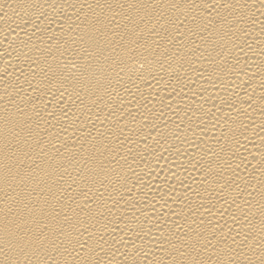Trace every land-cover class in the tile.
Listing matches in <instances>:
<instances>
[{
  "label": "bare ground",
  "instance_id": "bare-ground-1",
  "mask_svg": "<svg viewBox=\"0 0 264 264\" xmlns=\"http://www.w3.org/2000/svg\"><path fill=\"white\" fill-rule=\"evenodd\" d=\"M0 264H264V0H0Z\"/></svg>",
  "mask_w": 264,
  "mask_h": 264
}]
</instances>
